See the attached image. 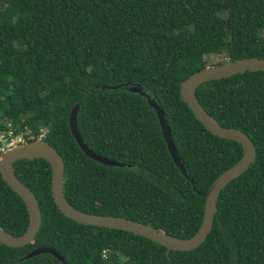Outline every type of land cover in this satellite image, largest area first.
<instances>
[{
	"label": "trees",
	"instance_id": "obj_1",
	"mask_svg": "<svg viewBox=\"0 0 264 264\" xmlns=\"http://www.w3.org/2000/svg\"><path fill=\"white\" fill-rule=\"evenodd\" d=\"M220 53L264 58V0H0V133L40 137L57 151L62 192L74 208L188 238L201 220L202 194L241 155L238 142L210 133L179 97L180 82ZM133 84L162 109L189 180L154 110L127 89ZM195 95L255 147L253 162L219 192L199 246L166 250L132 232L70 220L51 198L49 164L30 158L12 172L37 200L39 228L23 246L0 243V264H62L49 253L22 258L38 246L65 264H264V70L206 81ZM75 103L84 143L123 166L78 148L67 122ZM26 226L24 203L0 175V228L19 235Z\"/></svg>",
	"mask_w": 264,
	"mask_h": 264
},
{
	"label": "water",
	"instance_id": "obj_2",
	"mask_svg": "<svg viewBox=\"0 0 264 264\" xmlns=\"http://www.w3.org/2000/svg\"><path fill=\"white\" fill-rule=\"evenodd\" d=\"M264 70V58L246 57L233 61L226 59L216 64H209L201 69L192 72L179 84V97L187 105L196 120L213 135L220 138L233 140L241 147L240 157L229 167L221 171L209 184L206 192L202 195L203 209L202 216L197 230L188 238H180L166 234L148 224L126 219L119 216L93 214L80 211L74 208L65 199L62 192L63 181V161L57 151L40 137L31 141L21 142L11 146L0 153V175L2 180L9 186L22 200L27 212V226L19 235L10 234L0 228V243L20 247L30 243L34 238L40 224V210L33 192L24 185L12 172V164L21 159L41 158L49 164L50 168V193L55 207L59 212L77 223L100 226L118 230H124L141 235L166 248V250H191L199 246L209 233L213 214L216 210V201L221 189L232 179L244 172L255 157V147L250 138L240 129L226 127L219 124L202 105L198 102L195 89L206 81L231 76L244 71ZM129 91L137 92L144 96L148 105L154 110L160 133L166 145L167 151L179 169L182 176L189 180L185 168L180 161L176 149L174 148L169 129L164 120L162 109L156 102L144 93L137 84L127 87ZM78 104L75 103L68 113V128L78 148L89 158L108 166H123L124 163L103 157L90 149L82 140L76 127V113ZM223 226V222L220 221ZM40 253H49L65 264L62 256L53 248L38 246L28 251L22 258L27 259Z\"/></svg>",
	"mask_w": 264,
	"mask_h": 264
},
{
	"label": "rangeland",
	"instance_id": "obj_3",
	"mask_svg": "<svg viewBox=\"0 0 264 264\" xmlns=\"http://www.w3.org/2000/svg\"><path fill=\"white\" fill-rule=\"evenodd\" d=\"M205 58L210 64H216V63L222 62L226 59L225 55L223 53L209 54ZM21 142H24V141L20 135L14 136L12 138H8L5 141L1 140L0 141V153L3 152L5 149L11 147V146L20 144Z\"/></svg>",
	"mask_w": 264,
	"mask_h": 264
},
{
	"label": "built area",
	"instance_id": "obj_4",
	"mask_svg": "<svg viewBox=\"0 0 264 264\" xmlns=\"http://www.w3.org/2000/svg\"><path fill=\"white\" fill-rule=\"evenodd\" d=\"M10 131L7 132V135H9ZM1 140H7V137L3 134V133H0V141Z\"/></svg>",
	"mask_w": 264,
	"mask_h": 264
},
{
	"label": "clouds",
	"instance_id": "obj_5",
	"mask_svg": "<svg viewBox=\"0 0 264 264\" xmlns=\"http://www.w3.org/2000/svg\"><path fill=\"white\" fill-rule=\"evenodd\" d=\"M8 132V131H7ZM8 136V135H7ZM9 138H11V137H9Z\"/></svg>",
	"mask_w": 264,
	"mask_h": 264
}]
</instances>
